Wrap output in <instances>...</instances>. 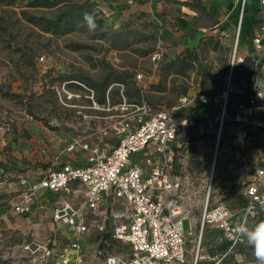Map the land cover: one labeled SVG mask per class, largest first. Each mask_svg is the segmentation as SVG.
Wrapping results in <instances>:
<instances>
[{
  "label": "rangeland",
  "instance_id": "1",
  "mask_svg": "<svg viewBox=\"0 0 264 264\" xmlns=\"http://www.w3.org/2000/svg\"><path fill=\"white\" fill-rule=\"evenodd\" d=\"M57 1L55 6L45 8L31 7L27 0H0V125L4 127L0 129V213L8 209L0 215V264L21 262L23 240L21 234L16 236L17 229H8V224L19 226L24 219L12 211L15 191L7 192L5 182L20 175H36L65 161L87 162L91 150L84 143L97 137L93 134L94 120L84 114L105 113L93 109L87 95L93 94L100 106L114 104L122 97L142 98L156 107L169 106L177 104L182 93L193 97L200 92L219 91L227 74L230 34L212 26L201 9L197 8L194 25L204 35L198 44L186 47L182 42H158L155 25L142 14L121 24L107 21L101 9L103 0ZM68 2H74V14L95 12L99 25L95 32L83 27L75 15L70 30L59 33L45 31L27 19L28 15H50ZM158 43L165 52L154 65L150 53ZM137 72L142 77L136 79ZM232 127L228 123L224 130L211 183L212 138L184 131L188 154L193 150L190 143L195 151L184 168L188 183L184 186V202L193 217L199 218L208 191L209 201L225 193L215 177L246 172L256 159V146L236 138ZM88 146L92 147L89 142ZM47 220L49 211L42 216L44 228L39 233L49 230L45 229ZM191 223V218L183 219L184 231ZM197 240L198 230L189 242ZM207 251L213 254L212 248L207 247ZM227 255L226 251L218 252L220 264ZM232 260V264H256L250 247L239 259Z\"/></svg>",
  "mask_w": 264,
  "mask_h": 264
},
{
  "label": "built area",
  "instance_id": "2",
  "mask_svg": "<svg viewBox=\"0 0 264 264\" xmlns=\"http://www.w3.org/2000/svg\"><path fill=\"white\" fill-rule=\"evenodd\" d=\"M244 5L245 0H241L226 80L215 94H184L177 104L161 109L142 98L125 97L100 106L93 94L87 95L93 109L105 111L84 114L95 122L93 134L112 141L104 148L89 147L85 142L91 154L83 165L65 162L47 169L38 180L20 178L23 188L12 205L19 214L30 213L45 190L61 198L50 207L52 226L47 233L36 232L34 226L24 229L19 264H107L109 257H117L119 264H198L200 238L207 225L221 230V237L228 242L227 253L243 241L237 239L234 229L243 223L251 226V220L264 209V166H258L243 184L245 203L238 220H231L222 201L209 206L208 191L196 225L194 256L189 261L186 236H194L196 231L183 229L187 210L181 199V167L185 158L179 136L189 129L198 135L211 134L214 168L227 123L243 130H264V0H259L262 20L251 41L254 55L247 67L249 73L236 83L237 72L246 60L238 51ZM163 54L158 43L150 60L155 65ZM135 77H142V73ZM192 100L203 104V114L189 108ZM213 108L217 109L215 115ZM0 129L4 127L0 125ZM38 207L45 208L46 204L39 202ZM66 230L74 235L69 236ZM220 263V256H216L212 264Z\"/></svg>",
  "mask_w": 264,
  "mask_h": 264
},
{
  "label": "crops",
  "instance_id": "3",
  "mask_svg": "<svg viewBox=\"0 0 264 264\" xmlns=\"http://www.w3.org/2000/svg\"><path fill=\"white\" fill-rule=\"evenodd\" d=\"M240 3H241V0H103V3L101 4L102 6L101 9L104 12V15H103L104 19H106L107 21H112L114 24L116 23L121 24L123 22L124 23L128 22L136 18L140 14L145 15L151 20V22L156 27V29L154 30V33L156 37L158 38V42L163 43V40H165L166 42L178 43V45L179 43L181 44L182 42L184 46L192 47L198 44L204 35L203 31L200 30L198 26L194 25V17L198 14V9H201L204 14L210 17L211 21L213 22L212 26H218L222 30H224L226 33L230 34L231 44H232L233 39L235 37L236 26L238 22ZM258 8H259V0H245L244 12H243V16L241 19L240 30H239V35H238V51L240 54L246 56V60L243 63L242 70L240 72H237V75L235 78L237 82H239V79L241 78V76L243 77L244 75H247L249 73V70L247 67L250 64L251 56L254 55L251 41H252L254 32L256 31L258 27V24L262 20V17L258 11ZM202 29L204 30L205 28L203 27ZM227 70H228V62H227ZM215 93L216 92H213V93H207V92L201 93L200 92L195 95L215 94ZM184 94L190 96V94L188 93H182L181 95H184ZM170 106L171 105L157 106V107L152 106V107L155 109H161V108H167ZM196 106H198L197 103H192L189 108L195 111V113L196 112L199 113V110L197 109ZM231 107L229 109L230 111L232 110ZM212 110H213L212 113L214 115L217 114L216 108H213ZM232 125L235 127V128L234 127L232 128L235 129V131L233 132V135L236 138L245 140L246 142L250 141L252 145L256 146L253 148V150L255 151L254 155L256 156V159L254 163L250 165V169L246 172H243V170H238L236 174L229 173L230 175H223L222 177L221 176L215 177L217 178L218 181L221 182L220 186L223 187V190L224 188H226L227 190L225 191L223 195H221L220 199L215 200V201L208 200V204L209 206H211L218 201H222L229 208L231 220L235 221V220H238L243 214V206L245 203V195L243 192L244 182L249 180V178L253 175L255 169L258 166H264V130H261L258 128H245L243 130L234 124ZM224 130H223V133H224ZM187 131H191V133H195L193 132V130H190V129ZM184 133L185 132H183L182 135L179 136V140L181 141V144H182V148L180 152L183 154V157L185 158L183 160L182 167H181L183 174H184V168H186L188 162L192 160V158L194 157V152H195L194 145H191L190 143L189 146L193 150L190 154H188V149H186L187 143L183 141ZM223 133H222L221 140L223 139ZM201 136H209L213 140V137L211 136V134L206 133V135H201ZM258 137L262 138V140L259 141ZM108 141H112V140L108 139L107 137L103 138L100 136V137L95 138V141L93 142L92 141L90 142V140H86V143L89 142L90 146H99L100 148H104L105 145H107ZM65 162H70L72 164H77V165H83L86 163V162L74 163L71 161H65ZM61 164L55 167H58ZM45 171L43 172L40 171L36 175H20L14 181L11 180V178L7 179V182H5L4 189L7 190V192L15 191L12 202H11V208H12L13 202L15 201L21 189L23 188L19 183L20 178L25 177L28 179V181H35V180H38L45 173ZM212 176H213V164H212V169L209 174L210 183L213 179ZM185 184L188 185V183H185V177H184L182 197H181L184 205H185V202H184ZM261 191H262V194L264 195V183L262 185ZM59 198H61V195H59L56 192H52L50 190L43 191L42 193L39 194L38 199L33 204L32 211L30 213L22 215L12 210L14 213H16L17 215H19L20 217L24 219V223L19 226H13L11 224H8V229H15V230L17 229V233H16L17 237L20 234L21 235L23 234L24 229L29 228L31 226H34L35 231L38 232V230L42 229L41 227L44 228L43 225L41 226V224H43L41 223L42 216L46 214L47 211H49L50 213L51 205L55 204L59 200ZM39 202L45 203L46 207L45 208L38 207ZM7 210L8 209H4V211L0 213V215L5 214ZM185 218H191L192 223H191L190 229L193 228L196 231L197 230L196 225H197L199 218L193 217L189 213H187V216ZM261 220H264V209L260 211L257 217L251 220V226ZM51 226H52V221L50 218V220H47L45 229L46 230L50 229ZM66 232L69 236L74 235L73 232L70 230H66ZM193 238L194 236H190V235L186 236L187 254L189 256V253L190 252L192 253V256L188 257L189 261H192L193 256H194V251H195V243H193L192 241L189 242V240ZM221 238H222L221 230H219L218 228L212 225H207L204 228L202 232V236L200 238L198 264H212L214 258L218 255V252L225 251V249L227 248L228 242L226 239H223V238L221 239ZM82 244L83 246H85L84 241H82ZM206 246L212 248L213 250L212 255L208 253ZM249 247L250 246H248L246 242L242 241L234 249L233 252L228 253V255L224 258L226 260L223 261L222 263L232 264L233 263L232 259H239L241 254L245 250H247Z\"/></svg>",
  "mask_w": 264,
  "mask_h": 264
},
{
  "label": "trees",
  "instance_id": "4",
  "mask_svg": "<svg viewBox=\"0 0 264 264\" xmlns=\"http://www.w3.org/2000/svg\"><path fill=\"white\" fill-rule=\"evenodd\" d=\"M58 3L57 0H27V5L31 7L35 6H43L45 8H50L55 6ZM74 2L72 3H64L56 7L53 13L50 15H28L27 19L32 21L33 23L39 25L45 31L51 32H67L70 30V26L72 23V15H75V19L79 22L82 21L83 15L80 12H76L74 14ZM94 86L96 83L91 82ZM101 100V99H100ZM199 110V113L203 114L205 112V108L203 104L196 106Z\"/></svg>",
  "mask_w": 264,
  "mask_h": 264
},
{
  "label": "clouds",
  "instance_id": "5",
  "mask_svg": "<svg viewBox=\"0 0 264 264\" xmlns=\"http://www.w3.org/2000/svg\"><path fill=\"white\" fill-rule=\"evenodd\" d=\"M82 26L89 32H95L99 25L95 12H85L82 17ZM237 239L243 240L253 250L256 264H264V220L249 226L246 223L238 225L234 229ZM107 264H119L117 257H109Z\"/></svg>",
  "mask_w": 264,
  "mask_h": 264
}]
</instances>
